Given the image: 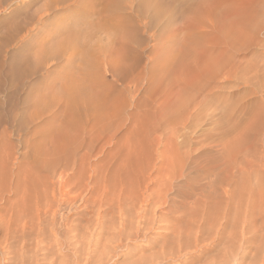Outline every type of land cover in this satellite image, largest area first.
Wrapping results in <instances>:
<instances>
[{
    "label": "rangeland",
    "instance_id": "obj_1",
    "mask_svg": "<svg viewBox=\"0 0 264 264\" xmlns=\"http://www.w3.org/2000/svg\"><path fill=\"white\" fill-rule=\"evenodd\" d=\"M56 2V0H6L0 10V19L5 20V23L0 27V169L1 171L5 169L2 172L0 171V178H2L0 179V191L6 187L3 189L4 193L0 192V197L3 196L2 199L0 198V245L2 244L0 246V264H15L18 263V259H20V263V257L22 256L19 255L20 251H22L21 254H26L28 261L29 258H32L31 256L33 258L37 257L35 259L39 261V264H47V261H41L46 256L53 258L46 257L47 260L49 259L48 262L74 264L77 257L73 255V253H76L71 240L76 239L77 241L80 236L79 233H85L86 235L87 232H96V229H98V227H95L96 229L92 230L96 226L95 220H93L95 225L92 224V229H90L92 221L87 224L84 223L87 221H84V219L90 220L89 217H97L95 211L97 212L99 209L94 207L98 208V203L92 204V197L97 194L99 198V195L102 194L99 187L104 189L101 188L103 192H107L105 196L108 200L111 198L110 194H114L113 198L115 195L117 197L119 193L123 194L124 192L126 195L128 194V199L130 196L133 198L132 195L138 196L141 192L137 202L141 205L150 196L147 200L150 206L152 203L157 202L158 198L156 196L158 194L154 196L156 193L153 190L156 192L159 188L157 192L162 189L165 193V203L161 201L158 204L159 206L153 204L152 207L157 210L154 208L151 212L150 208L152 207L148 206L146 208L147 213H151L150 215L146 213L147 220L155 219V217L158 220L153 227L155 229L152 228L145 236L141 235L132 242H128L126 246L115 253V257H117L114 259L117 262L116 264H143L144 261L156 258V254L158 257L160 256V244H164V248L167 249L166 247L170 245L168 244L169 240L171 241V237L174 238L172 236L174 229L178 227L184 228L186 231L187 227L185 225L190 222L189 220L186 223L187 218L200 219L206 212L209 202L212 203L214 209L219 207L220 211L226 206L224 191L227 189L225 187L228 190L235 189L234 185H229V178L232 175L234 176L238 163L241 174L244 172L245 175L244 173L242 175L248 176V179L244 177L247 180L242 178L241 175L239 178V180L244 179L243 185L241 183L243 181H240L242 193L239 190V199L241 200V207H244L243 212L246 210L244 213L241 212L246 214L244 216L246 219L250 216L251 221L256 220L258 230L262 227L264 230V218L262 219L264 213L261 214L260 211L264 212V116H262L264 115V0H63L60 1L61 3ZM16 9H18L17 17L12 20L11 18ZM70 82L73 85L72 83L70 85ZM72 86L73 89L90 92L95 96V100L90 107L82 105L79 108L78 112L83 115V122H81V119L76 122V125L69 128L71 125L69 121L72 119L70 113L73 111V105H71L69 98ZM84 86H86V89L83 88ZM67 87L70 90L65 91V89H68ZM98 88H100V91ZM61 93H63V96ZM64 98H68V103L63 100ZM108 98L109 101H107ZM104 101L108 103L103 104ZM102 105L106 106V111V108L103 110ZM88 110L91 113H87ZM102 110V115L99 116ZM96 111L98 117L95 114L93 115ZM258 111L263 113L260 115ZM103 113L106 114L105 117ZM256 113L260 115L259 119L255 117ZM251 117L259 121L256 120L255 123L253 120L252 122L255 125L253 123L252 126L254 127H250V129L247 122H251ZM260 118L263 120L262 122ZM225 119L227 124L224 121ZM223 124L226 125L225 128L228 127L227 129L230 127L231 131L225 132L231 133L229 139L224 133L226 129ZM237 128L239 129L237 130ZM243 128L246 129L244 131L246 134L243 133ZM166 129L170 130L167 131ZM236 132L238 134L241 132V137L245 136L243 140H246V142L241 140L240 135L237 134L240 137L238 140L235 135ZM65 135L69 137L68 147L64 149L65 152L60 153L61 156L58 161L60 166L56 162L57 156L52 153L48 154L47 162L51 163L50 160H52L54 163L42 166L43 169L40 165L36 166L32 162L34 155L38 156L40 153V151L35 152L37 148L42 145L43 150L46 149V152H48L52 149L54 139L56 140ZM155 135L158 136L157 141H155ZM224 136L227 143L228 140L230 142L232 139L233 141L236 139L240 141L239 143L236 140L238 147L232 148L229 154H225L226 152L223 154V151H221L223 150V143L221 142ZM191 140L193 141L191 142ZM135 141L136 143H134ZM233 141L231 143L235 142ZM241 142L244 143L241 144ZM60 143L62 142L60 141ZM217 144L220 145L216 146ZM170 146L175 149V151L173 149L174 153L169 151H172ZM155 151H157V154H155ZM73 154L76 156L75 160ZM86 154H88V160L84 157ZM163 154L166 155L165 159L168 162L173 159L174 162L178 161L176 163L179 168L186 167L183 169L184 171L181 169L182 173L179 174L183 176V178L181 176L182 179L178 176H173L174 178L170 175L169 177L165 176L168 175L165 172L168 165L162 158ZM176 155L179 156L180 161ZM4 156L8 159H5ZM83 157L86 159L85 162L81 160ZM126 160L127 163H124ZM80 162H82V165ZM151 163H154V166H151ZM12 164L13 166H11ZM25 166L26 169L28 167L27 170ZM124 166L126 167L123 168ZM149 166L153 169H149L151 168ZM162 166H165V171ZM141 167L143 170H141ZM159 167H161V170ZM82 169L84 175L79 177L78 175L83 173ZM117 171L120 172L119 177ZM62 172L63 176L60 175ZM145 172L147 176L144 175ZM162 172H165V174ZM64 173H67V176ZM115 173H117L116 176ZM139 173L144 176L145 180L147 177L153 183L148 184L151 182L147 181V184L143 183L141 186V183L145 180H139V178H142ZM160 173L164 174L163 180L160 179V176H162ZM127 174L130 182H126L128 181ZM131 175H134L133 178L135 179H132ZM216 175L219 176L218 180ZM59 176H62V178ZM188 176L190 177L188 178ZM157 177L159 179L156 180ZM42 178L45 180L44 182ZM75 178L76 180L81 179L78 180L79 182L77 181L78 185H76ZM112 178L113 180H111ZM165 178L171 182V184L168 182V189L163 184L162 187L161 184H157L162 181L161 183L167 185L164 182ZM248 180H250V183ZM104 181L105 183H103ZM110 181L114 185H111ZM245 181H248V184H245ZM131 182L135 186L140 184L141 187L134 189L135 186H130ZM251 182L252 185H250ZM73 183L78 188L74 187ZM23 187L25 190L27 189V193L28 190L31 192L26 194L29 196H25V198H28L26 201H31L32 204L38 202L34 204L37 207L34 208V205L30 203L27 206L28 204H25L24 200L22 201ZM43 187L46 188V192H43L45 191ZM68 188L69 190L72 189V194L68 190L71 195L69 194L70 198H67L70 203L73 201L71 205L69 202L62 201L63 197H61V195L63 196V190ZM36 189L39 193L36 192ZM39 189H42V191ZM52 189L55 190L53 193L56 195L54 194V196L51 194ZM111 189H114V191ZM132 189L133 192L129 191ZM50 190H52L51 193ZM76 190L78 199H75L74 191ZM135 190H139V192L133 194ZM32 191L36 193L34 194ZM98 191L101 193L99 194ZM25 192H23L24 195ZM152 193L153 196H151ZM97 195L93 197V199L95 198L94 202L99 200H97ZM80 196H83V198L81 197L82 200L79 199ZM152 197H155L156 201ZM31 198H34V201ZM86 198L91 199V202ZM144 198L146 199L143 200ZM170 198V202L172 201L171 208L169 206ZM19 199L21 200L19 201ZM116 199L119 200L118 197ZM127 199L126 201H131V199ZM46 200L53 204L50 203V206L47 207L49 203ZM215 200L218 202L216 203ZM260 200H262L261 203ZM22 202H24L23 207L25 208L26 205L27 209L32 205L33 214L30 213L31 211L27 213L26 208L22 207ZM44 203L47 205L46 210L43 207ZM183 203L186 205L184 206ZM55 205H58V210ZM126 205L124 208L127 217L131 214L136 216L133 214V210H127L126 207L128 206ZM16 206L19 207V210L22 207L24 212L21 210V213L25 214H23L24 217L21 216L22 214L18 216L19 210L17 209V216L19 217H17V222L22 217L25 219L21 222L22 225L27 222V225L30 226L22 230V225L19 228H17L18 225H10L11 227L8 228L13 229L11 231L13 234L7 237V226L10 220L14 219L13 211H11L10 219L8 214ZM7 208L8 210H6ZM38 208L40 211L42 209L44 211L39 212ZM52 209L54 213L56 212L55 214ZM190 209L192 211H189ZM35 210H37V213ZM82 210L84 213L86 212L84 215H87V217L83 215ZM103 210H100V212ZM155 211L160 214L154 213ZM6 212L9 213L6 214ZM47 212L52 214V216L50 215L52 218H49V220ZM88 212L91 215H88ZM130 212L132 213L130 214ZM185 212L186 214H184ZM38 213L40 214L38 215ZM255 213L257 214L255 215ZM29 214H32V216ZM153 214H157V216ZM103 215L105 216L107 213L102 212ZM117 215L114 211L113 216ZM160 215L164 217L163 220L157 218H160ZM257 215L259 218L254 217ZM184 216L186 219H184ZM30 217L33 220L37 218L35 220L39 223L38 228V223L33 222ZM117 217L113 218V221L117 222ZM176 217L178 218L177 221L174 220ZM27 218L32 220H30L31 224H28L29 220ZM50 219H53L51 220L53 223ZM110 219L111 216H107L104 220L108 223ZM7 220L9 223H7ZM184 221H186L185 224ZM259 222L262 224L261 227ZM18 223L20 224V220ZM35 223L36 227L32 229L34 227L32 224ZM59 223L60 225L57 228L56 225ZM174 225L177 227L175 228ZM42 227H44L43 230ZM84 227H88L89 230L83 232ZM36 228L38 231L42 230L43 232L39 231L37 233ZM51 228L56 231V236L52 235L54 232ZM17 229L19 232H17ZM99 231L102 230L99 229L97 232ZM103 232H105L103 234V237L106 236L105 238H108L111 234L107 233L108 231ZM93 233H88V237L84 235L85 240L89 238L88 240L91 239L92 241L91 244H88L90 243L88 240L85 241V245L83 244L84 247L80 251V253L84 252L83 255L81 254L82 257H80V253L76 254L79 255L81 262L85 260L88 248L92 246L94 240L91 235ZM46 234L47 236H45ZM50 237L56 239L53 241ZM7 238L9 239L8 243ZM17 238L22 242L17 241ZM80 238L82 236L78 240ZM165 238L169 240L164 243L163 241L167 240ZM55 240H58V242L56 243ZM27 241L29 242L26 243ZM40 241H44L46 246L50 245V247L46 248L45 244ZM37 242H40L42 248L36 251L38 253L35 254ZM59 242L61 244H58ZM54 243L55 245H53ZM74 243L76 242L74 241ZM216 243L214 248L212 247L209 252L205 251L204 254L206 255L203 254L202 260L199 263L196 261L195 264L204 263L203 261L207 260L209 256L216 255L219 248H221L220 243ZM173 246L175 248L177 245ZM207 247L204 246V248ZM50 248L53 250H50ZM3 249L6 252L9 251L8 256L10 258L3 254ZM14 249L18 251L20 257L17 256V251ZM28 250L29 253H27ZM176 257L173 258L174 260L167 261V264L186 263L182 256ZM13 258L17 260L14 261L15 263L12 261ZM65 261L66 263H64ZM207 261L205 263H208ZM162 262L166 264V261L161 260L158 264H163Z\"/></svg>",
    "mask_w": 264,
    "mask_h": 264
},
{
    "label": "bare ground",
    "instance_id": "obj_2",
    "mask_svg": "<svg viewBox=\"0 0 264 264\" xmlns=\"http://www.w3.org/2000/svg\"><path fill=\"white\" fill-rule=\"evenodd\" d=\"M5 1L6 0H0V10H1V8H2V5L5 3ZM57 2H62L63 0H56ZM119 1V0H118ZM11 2V1H10ZM56 2V3H57ZM60 2V3H61ZM73 3V2H72ZM48 12V11H47ZM17 13H18V9H16V10H14V15L12 16V20H15L16 19V17H17ZM5 23V20H3V19H0V27L3 25ZM264 76V75H263ZM256 78H258V77H256ZM264 79V78H263ZM259 81V80H258ZM67 83V82H66ZM71 83L72 82H70V85H71ZM76 83V82H75ZM86 84V83H85ZM66 85V84H65ZM70 85H69V83H68V86L70 87ZM72 85H73V83H72ZM78 86H80L79 84H78ZM75 87V86H74ZM86 86H84L83 88L84 89H86L85 88ZM65 88H66V86H65ZM68 88V87H67ZM79 88V87H78ZM82 88V87H81ZM71 89V90H70ZM68 88V89H65V91H67V90H70V94L71 95H69V98H70V101H71V105H73V111L70 113V117H72V119L69 121V124H71L70 126H69V128H72L74 125H76V122H78V121H80L81 119H82V121L81 122H83V115L82 114H80L79 112H78V110H79V108L82 106V105H86L87 107H90L91 105H93V103H94V100H95V96L94 95H92V94H90V92H88V91H85V90H82V89H73V86H72V88ZM95 89H97V88H95ZM99 89V91H100V88H98ZM64 91V92H65ZM63 92V91H62ZM105 92V91H104ZM97 93H98V91H97ZM63 93H61V95H62ZM68 94V93H67ZM100 94V93H99ZM66 95V94H65ZM98 95V94H97ZM54 96V95H53ZM63 96V95H62ZM110 96V95H109ZM66 97V96H65ZM68 97V96H67ZM108 97V96H107ZM63 98V97H62ZM111 98V97H110ZM68 98H64L63 100H66V102L68 101L67 100ZM112 99V98H111ZM62 100V101H63ZM107 100V99H106ZM110 99L108 98V100L107 101H109ZM64 102V101H63ZM65 103V102H64ZM68 103V102H67ZM104 103H106L105 101L103 102V104ZM108 103V102H107ZM106 103V104H107ZM111 103H112V101H111ZM116 104V103H115ZM101 106V105H100ZM105 106V105H104ZM103 105H102V108H103V110H104V108H106V106L104 107ZM100 108V107H99ZM101 108V109H102ZM103 110L102 111H100V115L99 116H101L102 115V112H103ZM107 110V108L105 109V111ZM264 110V109H263ZM262 110V111H263ZM37 111V110H36ZM227 111H229V110H227ZM261 111V110H260ZM260 111H258V113L260 112ZM109 112H111V111H109ZM264 112V111H263ZM262 112V113H263ZM87 113H91V111L90 110H88L87 111ZM98 112L96 111L95 113H93V115L95 114V116H96V114H97ZM229 113V112H228ZM261 112H260V115L262 114ZM88 115V114H87ZM103 115H104V113H103ZM106 115V114H105ZM105 115H104V117H105ZM260 115L258 114L257 115V113H256V115H255V117L257 118V119H259V117H260ZM94 116V117H95ZM172 116H174V115H172ZM171 116V118H173ZM252 116V115H251ZM253 116H254V114H253ZM252 116V117H253ZM262 116H264V115H262ZM261 116V117H262ZM96 117H98V116H96ZM114 117V116H113ZM251 117V118H252ZM101 118V117H100ZM174 118H175V116H174ZM173 118V119H174ZM250 118V119H251ZM254 118V117H253ZM252 118V120H250L251 122L254 120ZM255 118V120H254V122L257 120ZM103 119V118H102ZM172 119V120H173ZM229 119V118H228ZM264 119V118H263ZM249 120V119H248ZM260 120H261V122L263 121L261 118H260ZM224 121H226V119L224 120ZM257 121H259V120H257ZM256 121V122H257ZM223 122V121H222ZM249 122V121H248ZM247 122V124H249L250 126H249V128L250 127H254V126H252L253 125V123L254 122H249L248 123ZM255 122V123H256ZM225 123V122H224ZM255 123H254V125H255ZM93 124V123H92ZM96 124V123H95ZM95 124H94V126H95ZM169 124V123H168ZM226 124H227V121H226ZM260 124V123H259ZM223 125H225V124H223ZM93 126V127H94ZM142 126V125H141ZM170 126V125H169ZM168 126V127H169ZM222 126V125H221ZM229 126V125H228ZM245 126H246V123H245ZM245 126H244V128H245ZM262 126V125H261ZM260 126V127H261ZM143 127V126H142ZM171 127V126H170ZM226 127V125L224 126V128ZM242 127V126H241ZM257 128H258V126H256ZM255 127V128H256ZM228 128V127H227ZM227 128H225L226 130L224 131V133L227 131V132H229L228 130H230V127H229V129H227ZM244 128H243V133H245L246 134V132H244L245 130H244ZM246 128H247V126H246ZM248 128V129H249ZM239 128H237V130H238ZM241 129V128H240ZM251 129V128H250ZM254 129V128H253ZM163 130H165V129H163ZM167 131L168 130H170V129H166ZM255 130V129H254ZM156 131H158V130H156ZM155 131V132H156ZM231 131V130H230ZM136 132V131H135ZM163 132V131H162ZM235 132V131H234ZM252 132V131H251ZM250 133V132H249ZM248 133V134H249ZM157 134H158V132H157ZM176 134V133H175ZM174 134V135H175ZM221 134H223V133H221ZM226 134V136H228V139H229V136H230V134H228V133H225ZM228 134V135H227ZM233 134V133H232ZM238 132H236V136H237V139L239 140V138L241 137V132H239V134L238 135H240V137H238ZM156 137H155V139L158 137L157 135H155ZM233 136H234V134H233ZM138 137H140L139 135H138ZM168 137V136H167ZM178 137V136H177ZM219 137H222V136H219ZM245 136H243V138H244ZM68 135H65V136H60L59 138H57L56 140L54 139V141H53V143H52V149L50 150V151H48V152H46V149L45 150H43V148L40 146L39 148H37L36 149V153H38L39 151H40V153H39V155L37 156V155H34V157H33V160H32V162L36 165V166H38V165H40L41 167L42 166H44V165H47V164H53L54 162L52 161V160H50L51 161V163L50 162H47V156H49L48 154H55L56 156H57V160H56V162H57V164H58V166H60V164L58 163V161H59V159H60V153H62L63 151H64V149H66L67 147H68ZM165 138V137H164ZM170 138H172V137H170ZM179 138V137H178ZM226 137L224 136V138H223V140H222V142L221 143H223L222 145H223V150H221V151H223V154L225 153V154H229V151L230 150H232V148H236V147H238V143L237 142H239L240 143V141H238L237 139V142H236V140H234L233 141V139H232V141L234 142V143H231L232 141H230L229 142V140H228V143H227V141H226V139H225ZM230 138H231V136H230ZM233 138H236V137H233ZM243 138L241 137L240 139L241 140H243ZM166 139V138H165ZM219 139V138H218ZM134 140V139H133ZM152 140H154V139H152ZM163 140V139H162ZM171 140V139H170ZM169 140V141H170ZM60 141L62 142V143H60ZM155 141H157V139L155 140ZM158 141L160 142V139L158 138ZM172 141V140H171ZM193 140H191V142H192ZM220 141H221V138H220ZM244 142H246V140H243ZM167 142V141H166ZM173 142V141H172ZM190 142V143H191ZM244 142H241V144H243ZM134 143H136V141L134 142ZM162 143V142H161ZM160 143V144H161ZM165 143V142H164ZM168 143V142H167ZM6 144V143H5ZM151 144V143H150ZM155 144V143H154ZM157 144V143H156ZM170 145H171V143H170ZM174 145H176V144H174ZM218 145H220V144H217L216 146H218ZM91 146V145H90ZM89 146V147H90ZM157 146H159L158 144H157ZM177 146V145H176ZM8 147V146H7ZM43 147H44V145H43ZM230 147V148H229ZM45 148V147H44ZM170 148H171V146H170ZM176 148V147H175ZM172 149V148H171ZM174 149V148H173ZM173 149H172V151L171 150H169L170 152H173ZM66 151V150H65ZM64 151V152H65ZM91 151V150H90ZM158 151V150H157ZM157 151H155L156 153L155 154H157ZM174 151H175V149H174ZM228 151V152H227ZM2 152V151H1ZM85 152V151H84ZM86 153V152H85ZM85 153H83V154H85ZM174 153V152H173ZM173 153H171V155H173ZM220 153V152H219ZM13 154V153H12ZM126 154V153H125ZM153 154V153H152ZM2 155V154H1ZM6 155H7V152H6ZM65 155V154H64ZM63 155V156H64ZM82 155V154H81ZM87 155L88 154H86V156H84L85 158H87V160H88V157H87ZM164 155V154H163ZM163 155H162V158H164V160H165V163L167 162V165L168 166H166V168L167 169H165L164 170V167H163V170L166 172V174H168V175H165L166 177L168 176L169 177V175H170V177L172 176H174V177H176V176H178L179 178H181V176L179 175L180 173H182V170L183 169H185L186 167H184L183 169H182V167L181 168H179V166L177 165V163L176 162H178V161H173V159H170L169 160V162L167 161V159H165V156L166 155H164V157H163ZM175 155V154H174ZM13 156V155H12ZM73 156V159L75 160L76 159V156H75V154H73L72 155ZM159 156V155H158ZM225 156V155H224ZM229 156V155H228ZM5 157V156H4ZM81 158V160H82V162H83V160H84V162L86 161V159L85 158ZM124 157H125V155H124ZM148 157V156H147ZM150 157H151V155H150ZM176 157H177V155H176ZM222 157V156H221ZM227 157V156H226ZM13 159H14V157H12ZM78 158V157H77ZM167 158V157H166ZM172 158H174V157H172ZM178 158V160L180 161L181 159H179V156L177 157ZM177 158H176V160H177ZM215 158V157H214ZM225 158V157H224ZM228 158V157H227ZM5 159H8V157L6 158L5 157ZM11 159V158H10ZM12 159V160H13ZM17 159V158H16ZM122 159H126V158H122ZM151 159H153V157H151ZM169 159V158H168ZM223 159V158H222ZM226 159V158H225ZM72 160V159H71ZM162 160V159H161ZM160 160V161H161ZM189 160V159H188ZM220 160H221V158H220ZM227 160V159H226ZM234 160V159H233ZM242 160V159H241ZM4 161H6V160H4ZM78 161V160H77ZM152 161V160H151ZM184 161V160H183ZM215 161V160H214ZM217 161H218V158H217ZM216 161V162H217ZM235 161V160H234ZM245 161V160H244ZM14 162H15V160H14ZM26 162V161H25ZM55 162V163H56ZM82 162H80V164L82 163ZM123 162V161H122ZM158 162V161H157ZM188 162V161H187ZM6 163V162H5ZM27 163V162H26ZM89 163V162H88ZM87 163V164H88ZM124 163H127V160H126V162H124ZM150 163V162H149ZM180 163H183V162H180ZM218 163V162H217ZM237 163V162H236ZM7 164V163H6ZM84 164V163H83ZM118 164V163H117ZM147 164V163H146ZM152 165L151 166H154V163H151ZM179 164V163H178ZM186 164V163H185ZM188 164V163H187ZM213 164V163H212ZM9 165V164H8ZM73 165V164H72ZM75 165V164H74ZM77 165V164H76ZM75 165V166H76ZM82 165V164H81ZM85 165V164H84ZM89 165V164H88ZM119 165V164H118ZM219 165V164H218ZM11 166H13V164L11 165ZM67 166V165H66ZM87 166V165H86ZM85 166V167H86ZM148 166V165H147ZM151 166H149V167H151ZM186 166V165H185ZM215 166V165H214ZM225 166V165H224ZM4 167V166H3ZM7 167V166H6ZM5 167V168H6ZM73 168H74V166H72ZM71 167V168H72ZM84 167V168H85ZM88 167V166H87ZM86 167V168H87ZM109 167V166H108ZM126 166H124L123 168H125ZM128 167V166H127ZM143 167V166H142ZM141 167V170H143V168ZM146 167V166H145ZM144 167V168H145ZM148 167V168H149ZM213 167V166H212ZM218 167V166H217ZM232 167H234V166H232ZM251 167V166H250ZM8 168H9V166H8ZM12 169H14L13 167H11ZM81 168H82V166H81ZM83 168V169H84ZM122 168V167H121ZM122 168V170H123V172H124V169ZM147 168V170H149V169H153L152 167L151 168H149L148 169ZM156 168V167H155ZM161 167H159V169H160ZM224 168V167H223ZM253 168V167H252ZM256 168V167H255ZM254 168V169H255ZM12 169H11V171H12ZM25 169H26V166H25ZM27 169H28V167H27ZM26 169V170H27ZM42 169H43V167H42ZM64 169V168H63ZM70 169V168H69ZM82 169V170H83ZM89 169V168H88ZM111 169V168H110ZM182 169V170H181ZM191 169V168H190ZM248 169V168H247ZM3 170H5V169H3ZM2 170V171H3ZM25 170V171H26ZM89 170H91V169H89ZM114 170V169H113ZM118 170V169H117ZM120 170V169H119ZM140 170V169H139ZM145 170V169H144ZM161 170V169H160ZM159 170V171H160ZM213 170V169H212ZM0 171H1V169H0ZM1 171V172H2ZM23 171V170H22ZM69 171V170H68ZM88 171V170H87ZM87 171H86V173H87ZM92 171V170H91ZM107 171H108V169H107ZM150 171V170H149ZM184 171V170H183ZM218 171H221V170H218ZM236 172H234L235 174H234V176L232 175V177L231 178H229L230 179V181H229V185L230 186H232V185H234L235 186V189H230V190H228V188L227 187H225L227 190L226 191H224V193H225V197H226V206L225 207H223L222 208V210L220 211V208L218 207V209H214L213 208V206H212V203H208L207 204V207H206V212L203 214V216L200 218V219H196L195 217H192L191 219H189V218H187L188 219V221L186 222V221H184V224H185V222L186 223H188L189 222V220H190V222H189V224L188 225H185L186 227V231H185V229L183 228V226H182V228L183 229H181V228H178L177 226H175V228L177 227V229H174V231H173V235L172 236H174V238L173 237H171L172 239H171V241L168 239V238H165V239H167V240H165V241H163L164 243L167 241L168 242V240H169V242H168V244H170L169 246H167L166 248L167 249H165L164 248V244L162 245V244H160L161 245V248H162V246H163V248L161 249H159L160 250V252H161V254H160V256L158 257L157 256V254H156V258H153L152 260H150V261H144L143 262V264H158V262L161 260V261H166V264H167V261H171V259L172 260H174L173 258L174 257H176V256H182L183 257V259H185L186 260V263L185 264H195V263H199V261H201L202 260V258H203V254H204V252L205 251H207V252H209V251H211L212 250V247L214 248V245H215V243L216 242H219L220 243V246H221V248H219V251L218 250H216V251H218L217 252V254L216 255H213V256H209L208 257V261L207 260H205V261H203L204 263L207 261L208 263H205V264H264V230L262 229H260V230H258L256 227L258 226L257 225V222H256V220H254V221H251L250 219V216L246 219V217H244L246 214H243L246 210H244V212H243V208L241 207V200L239 199V197H240V194H239V190H240V181H243L244 179H248V176L246 177V176H244L245 175V173H244V175H242L241 174V170H240V166H239V163H238V166H237V170H235ZM246 171V170H245ZM252 171H253V169H252ZM9 172H10V170H9ZM59 172H60V170H59ZM64 172H66V171H64ZM75 172V171H74ZM81 172V171H80ZM114 172V171H113ZM118 172V177L120 176V172L119 171H117ZM125 172H127V171H125ZM143 172V171H142ZM165 172H162V173H164L165 174ZM188 172V171H187ZM4 173V172H3ZM151 173V172H150ZM191 173V172H190ZM17 174V173H16ZM25 174V173H24ZM36 174V173H35ZM63 174V172L62 173H60V175H62ZM70 174H72V173H70ZM88 174H90V173H88ZM106 174V173H105ZM110 174V173H109ZM108 174V175H109ZM116 174L117 173H115V176H116ZM129 174V173H128ZM128 174H127V180L128 181H126V182H130L129 181V177H130V174H129V177H128ZM134 174V173H133ZM164 174H161L160 173V175H162V176H160V179H162L163 180V175ZM188 174V173H187ZM53 175V174H52ZM64 175L65 176H67V173L65 174L64 173ZM74 175V174H73ZM83 175H84V170H83V173H82V175H78L79 177L80 176H82L83 177ZM87 175V174H86ZM126 175V174H125ZM139 175L140 176H142L140 173H139ZM144 175H146L147 176V174H146V172H145V174ZM206 175H208V174H206ZM240 175H241V177L242 178H244V177H246V178H244V179H240L239 180V178H240ZM2 176V175H1ZM26 176V175H25ZM35 176H37V175H35ZM58 176V175H57ZM63 176V175H62ZM62 176H59V177H61L62 178ZM71 176V175H70ZM103 176V175H102ZM114 176V175H113ZM132 177V179H135V178H133L134 177V175H131ZM217 176V175H216ZM216 176H215V178H216ZM250 177H252L253 178V176H251V175H249ZM6 177V176H5ZM8 177V176H7ZM6 177V178H7ZM24 177V176H23ZM85 177H89V176H85ZM149 177V176H148ZM173 177V178H174ZM190 176H188V178H189ZM218 177L219 176H217V180H218ZM258 177V176H257ZM8 178H11V177H8ZM14 178V177H13ZM60 178V179H61ZM69 178V177H68ZM67 178V179H68ZM117 178V177H116ZM182 178H183V176H182ZM181 178V179H182ZM0 179H2V178H0ZM43 179V178H42ZM57 179V178H56ZM59 179V178H58ZM80 179V178H79ZM78 179V180H79ZM83 179V178H82ZM104 179V178H103ZM105 179H106V175H105ZM119 179V178H118ZM144 179V176H142V178H139V180L141 181V180H143ZM147 179H149V178H147L146 177V180H145V182H142L141 183V186H142V184L143 183H146L147 181H150V179L149 180H147ZM157 179H159V177H157L156 178V180ZM167 178H165V180H164V182H165V184H167V185H164V183H161L162 181H159V183H157V184H161V187H162V184H163V186L166 188V189H168V182L171 184V182L170 181H167L166 180ZM197 179V178H196ZM246 179V180H247ZM250 180H251V178H249ZM23 180V179H22ZM35 180V179H34ZM36 180H37V178H36ZM62 180V179H61ZM75 180H76V178H75ZM75 180H73V181H75ZM78 180H76V182L78 181ZM81 180V179H80ZM108 180H109V178H108ZM108 180H107V182H108ZM111 180H113V178L111 179ZM116 180V179H115ZM131 180V179H130ZM139 180H138V182H139ZM153 180V179H152ZM155 180V179H154ZM155 180V181H156ZM211 180V179H210ZM213 180V179H212ZM250 180H248L249 181V183H250ZM5 181V180H4ZM7 181V180H6ZM5 181V182H6ZM9 181V180H8ZM24 181V180H23ZM38 181V180H37ZM45 180L43 179V182H44ZM65 181H67V180H65ZM118 181H120V180H118ZM118 181H116V182H118ZM135 181V180H134ZM136 181H137V179H136ZM248 181H245V184L248 182ZM5 182H2V183H5ZM31 183H32V181H30ZM38 182H40V181H38ZM79 182V181H78ZM77 182V184L76 185H78L79 183ZM81 182V181H80ZM113 182V181H112ZM137 182V183H138ZM151 182V181H150ZM174 182V181H173ZM206 182H207V180H206ZM256 182V181H255ZM28 183V182H27ZM67 183V182H66ZM73 183V184H74ZM83 183V182H82ZM81 183V184H82ZM103 183H105V181L103 182ZM110 183H111V181H110ZM114 183V182H113ZM134 183V182H133ZM153 182H151V183H148V184H152ZM203 183V182H202ZM242 183V185L244 184V181L243 182H241ZM62 184V183H61ZM74 184V185H75ZM117 184V183H116ZM147 184V183H146ZM194 184V183H193ZM248 184V183H247ZM42 185H43V183H42ZM65 185V184H64ZM69 185H71V184H69ZM76 185L74 186V187H76ZM99 185V184H98ZM97 185V186H98ZM101 185V184H100ZM99 185V186H100ZM103 185H105V184H103ZM111 185H114V184H112L111 183ZM130 185V184H129ZM136 185H138V184H136ZM155 185V184H154ZM250 185H252V182H251V184ZM2 187H3V185H1ZM6 186V185H5ZM9 186V185H8ZM26 186H28V184H26ZM33 186V185H32ZM40 186V185H39ZM48 186H49V184H48ZM52 186V185H51ZM58 186H59V184H58ZM62 186V185H61ZM102 186V185H101ZM105 186H107V185H105ZM104 186V187H105ZM118 186V185H117ZM130 186H135V185H133L132 184V182H131V185ZM130 186H129V188H130ZM140 184L138 185V186H135V188L134 189H139L140 187ZM150 186V185H149ZM157 186V185H156ZM171 186V185H170ZM169 186V187H170ZM195 186V185H194ZM15 187V186H14ZM29 187H30V185H29ZM36 187V186H35ZM35 187H33V188H35ZM47 187V186H46ZM50 187V186H49ZM68 187H70V186H68ZM72 187V186H71ZM108 187V186H107ZM112 187V186H111ZM110 187V188H111ZM132 187V188H133ZM143 187H145V185H143ZM142 187V188H143ZM159 187V186H158ZM258 187H259V185H258ZM4 188H6V187H4ZM4 188H2L1 189V191L3 192V189ZM21 188V187H20ZM24 188V187H23ZM22 188V189H23ZM32 188V189H33ZM44 188V187H43ZM50 188H52V187H50ZM62 188V187H61ZM60 188V189H61ZM66 188H67V186H66ZM76 188H78V186L76 187ZM98 188V187H97ZM101 188L102 187H99V189H97V190H99V191H102V194H100L101 192H99V198H98V195L97 194H95V195H97L96 197H97V202L95 201L94 202V199H93V197L95 196H91L92 197V200H93V202H92V204L93 203H98V208L97 207H94L93 205V207L94 208H96V209H99V210H97V212H99V213H97L96 211H95V213L97 214V217H89L90 218V220L89 219H84V221L85 220H87L86 222H84V223H91V221H92V223H91V228L90 229H92V226L93 225H95L96 224V226H94L93 227V229L92 230H95L96 228L95 227H98V229H96V232H87L89 229H88V227H84L85 229L83 230L82 228H83V226L84 225H86V224H84L83 226H82V228H81V230H83V232H87V237L89 236V234L88 233H93V234H95L94 236H93V234L91 235L92 236V238H93V243H92V246L91 247H89L88 248V252H87V255H85L86 257H85V260L83 261L82 260V262L80 261V258L76 255V254H79L80 253V251L83 249V247H84V243H85V241H87V240H85L86 239V235H85V233L83 234V233H79V237H81L82 236V238L84 239V242H83V239L82 238H80V240H78L79 239V237L77 238V241H76V239L74 240V238H73V240L76 242V243H74V241H72L71 239V242H73V246H74V251H75V253L76 254H74L73 253V255H75L74 257L77 259L75 262H74V264H116L117 262H116V260H114L115 258H117V257H115L116 256V254L115 253H117V250H120V249H122L124 246H126L127 244H128V242H132L134 239H137V238H139L141 235H143V236H145L146 235V233L148 232V231H150V230H152V228L154 227V225H156L155 223H157L158 222V220L156 219V217H155V219H150V220H147V218H146V213H147V210H146V208L148 207V206H150V205H148V202H147V200L150 198V196H148L149 198L146 200V201H144L143 203H141V205L137 202L138 201V196L140 195V193H139V195L138 196H134V195H132L133 196V198L130 196L128 199H131V201L130 200H128L127 199V195H126V193H124L123 191V194L122 193H119V195L117 196L118 198H119V200H117L116 198V195L112 198V196L114 195H112V194H110L111 195V198L108 200L107 198H106V194H107V192H103V190H101ZM115 188V187H114ZM142 188H141V190H142ZM146 188V187H145ZM148 188V187H147ZM170 188H172V187H170ZM175 188V187H174ZM178 188V187H177ZM223 188V187H222ZM225 188H223V190H225ZM254 188V187H253ZM260 188H261V186H260ZM38 189V188H37ZM36 189V192L38 191ZM45 189V191H43V192H46V188H44ZM95 189V188H94ZM108 189V188H107ZM131 189V188H130ZM159 188H157V190H158ZM39 190H41L42 191V189H39ZM53 190V189H52ZM52 190H50V193H51V191ZM68 190H69V188L68 189H64L63 190V192H62V194H63V196L61 195V197H63V199H62V201H64V202H69V200H67V198H70V196H68L70 193H68ZM71 190L72 189H70L69 191L71 192ZM74 190H75V188H74ZM111 190H113L114 191V189H111ZM110 190V191H111ZM140 190V191H141ZM157 190H156V192H155V190H153L154 191V193H156V194H154V196H156L157 194V196H156V198H158V200H157V202L154 204V203H152V205L150 206V207H152V206H156V205H158L161 201L162 202H164L165 201V193L162 191V189H161V191H162V193H160L159 191L157 192ZM188 190V189H187ZM256 190V189H255ZM261 190V189H260ZM0 191V192H1ZM6 191V190H5ZM10 191V190H9ZM8 191V192H9ZM21 191V190H20ZM24 191H26L25 192V195H24ZM24 191H22V195L23 196H21L23 199H22V201L24 200V202H26L25 204H28V203H30V202H27L26 201V199H28V198H25V196L26 197H29V196H27L26 194H28V193H31V192H29V190H28V193H27V189L25 190V188H24ZM30 191H31V189H30ZM55 190H53L52 191V193L51 194H53V196H54V194L55 193H53ZM60 191V190H59ZM96 191V190H95ZM112 191V192H113ZM127 191V190H126ZM129 191H132L133 192V189L132 190H129ZM152 191V192H153ZM189 191V190H188ZM1 192V193H2ZM11 192V191H10ZM19 192V191H18ZM35 192V193H36ZM79 192V191H78ZM97 192V193H98ZM117 192V191H116ZM135 193H133V194H137V192H139V190L137 191V190H135L134 191ZM148 192V191H147ZM168 191H166V193H167ZM172 192V191H171ZM221 192V191H220ZM240 192H241V190H240ZM251 192H252V190H251ZM254 192V191H253ZM258 192V191H257ZM4 193V192H3ZM32 193H34V191H32ZM34 193V194H35ZM37 193H39V192H37ZM74 193H75V199L77 198L78 199V197H77V190L76 191H74ZM74 193H73V195H74ZM93 193V192H92ZM111 193V192H110ZM160 193V194H159ZM181 193V192H180ZM242 193V192H241ZM42 194V193H41ZM45 194H48V193H45ZM44 194V195H45ZM50 194V196L51 197H53L52 195ZM60 194V193H59ZM71 194H72V192H71ZM70 194V195H71ZM85 194H86V192H85ZM85 194H83V195H85ZM120 194H122V196H120ZM131 194V193H130ZM167 194H169V193H167ZM171 194V193H170ZM217 194V193H216ZM19 195V194H18ZM31 195H33V194H31ZM31 195H30V197H31ZM56 195V194H55ZM72 195V196H73ZM80 195V194H79ZM239 195V196H238ZM261 195V194H260ZM35 196V195H34ZM39 196H41V195H39ZM58 196H60V195H58ZM71 196V197H72ZM151 196H153V193L151 194ZM178 196V195H177ZM183 196V195H182ZM197 196H199V195H197ZM241 196H242V194H241ZM252 196V195H251ZM83 198V196H80L79 197V199L80 198ZM90 197V198H91ZM224 197V198H225ZM255 197H256V195H255ZM261 197H262V195H261ZM1 198V197H0ZM2 198H3V196H2ZM1 198V199H2ZM16 198V197H15ZM19 198H20V196H19ZM45 198H46V196H45ZM48 198H50V197H48ZM47 198V199H48ZM55 198V197H54ZM60 198V197H59ZM58 198V199H59ZM72 198H74V197H72ZM82 198H81V200H82ZM146 198H147V196H146ZM146 198H144L143 200H145ZM153 198V197H152ZM151 198V199H152ZM155 198V197H154ZM153 198V200H155ZM191 198V197H190ZM217 198V197H216ZM17 199H18V197H17ZM32 199V198H31ZM30 199V200H31ZM34 199V198H33ZM32 199V200H33ZM36 199H37V197H36ZM44 199V198H43ZM53 199V198H52ZM56 199V198H55ZM61 199V198H60ZM86 199H88V201H90L91 202V199H89V198H86ZM112 199V200H111ZM126 199L128 200V201H126ZM173 199V198H172ZM187 199V198H186ZM198 199H199V197H198ZM201 199V198H200ZM214 199V198H213ZM21 199H19V201H20ZM152 200V201H153ZM170 200H171V198L169 199V206H170V208H171V203H172V201L170 202ZM190 200V199H189ZM252 200H253V198H252ZM256 200V199H255ZM29 201V200H28ZM34 201V200H33ZM32 201V202H33ZM46 201H48V203H49V200H46ZM83 201H84V199H83ZM129 201H130V203H129ZM156 201V200H155ZM200 201V200H199ZM203 201V200H202ZM220 201V200H219ZM261 201L262 200H260L259 202L261 203ZM18 202V201H17ZM24 202H22L23 204H22V207H23V205H24ZM39 202H40V200H39ZM44 202V201H43ZM73 202V201H72ZM71 202V203H72ZM128 202V203H127ZM175 202V201H174ZM188 202V201H187ZM192 202H194V201H192ZM215 202H216V200H215ZM218 202V201H217ZM216 202V203H217ZM264 202V201H263ZM19 203V202H18ZM36 203V202H35ZM35 203H30V204H32V205H34ZM38 203V202H37ZM36 203V204H37ZM47 203V204H48ZM51 203V202H50ZM50 203H49V205L47 206L46 205V203H44L45 205L43 206V207H45V210H46V206L47 207H49L50 206ZM61 204H62V202H60ZM70 203V202H69ZM71 203H70V205H71ZM75 203V202H74ZM78 203H79V201H78ZM165 203V202H164ZM180 203H182V202H180ZM243 203V202H242ZM248 203H249V201H248ZM251 203H253V202H251ZM14 204V203H13ZM40 204V203H39ZM51 204H53V203H51ZM59 204V203H58ZM68 204V203H67ZM86 204V203H85ZM127 204V205H126ZM151 204V203H150ZM154 204V205H153ZM162 204V203H161ZM176 204V203H175ZM184 204V203H183ZM210 204H211V206H210ZM10 205V204H9ZM16 205V204H15ZM21 205V204H20ZM19 205V206H20ZM32 205H31V207H32ZM70 205H69V207H70ZM75 205V204H74ZM74 205H73V207H74ZM88 205V204H87ZM125 205L126 206H128V207H126V208H128L127 210H130V211H132L133 210V214H135L136 216H134V215H132L131 213L132 212H130V214L132 215H130V216H128L127 217V215H126V209L124 208L125 207ZM140 205V206H139ZM164 205V204H163ZM178 205V204H177ZM186 204H184V206H185ZM27 206H29V204L27 205ZM52 206V205H51ZM54 206V205H53ZM105 206H107V207H105ZM159 206V205H158ZM166 206V205H165ZM179 206V205H178ZM190 206V205H189ZM193 206H195L194 204H193ZM262 206V205H261ZM9 207V206H8ZM22 207H20V210L18 209L19 207L18 206H16V207H14L13 208V210H10V213L8 214L7 212H6V214H8L9 215V219H10V214L12 213L11 211H13V217H14V219H11L10 220V223L8 222V220H7V223H9L8 224V226H7V228L8 227H11V226H13V225H18L17 226V228H19L21 225H22V223L21 222H23V219L24 218H22V217H20V224L18 223L19 222V220H18V222H17V219L19 218L18 216H20L22 213V211H23V209H22ZM31 207H28V209L26 208V205H25V208H26V210H27V213H28V211L30 212V213H32L33 212V208L31 209ZM35 207H37V206H35L34 205V208ZM58 205L56 206L55 205V208L58 210ZM60 207H62V206H60ZM59 207V208H60ZM68 207V206H67ZM92 207V208H93ZM175 207H177V206H175ZM195 207H197V206H195ZM194 207V208H195ZM24 208V207H23ZM24 208V209H25ZM83 208V207H82ZM85 208H87V206H85ZM91 208V209H92ZM155 207H152V208H150V212L151 211H153V209H154ZM180 208V207H179ZM178 208V209H179ZM181 208H182V206H181ZM191 208V207H190ZM260 208V207H259ZM263 208V207H262ZM12 209V208H11ZM19 210V213H18V216H17V212H18V210ZM30 209V210H29ZM42 209V208H41ZM51 209V208H50ZM54 209V208H53ZM53 209H52V211H53ZM55 209V211H57ZM66 209V208H65ZM104 209V210H103ZM246 209H247V206H246ZM261 209V208H260ZM4 210V209H3ZM6 210H8V208L6 209ZM22 210V211H21ZM38 210H39V212H42V211H44L43 209L40 211V209L38 208ZM86 210H88V208L86 209ZM89 210H90V208H89ZM93 210V209H92ZM100 210H103L102 212L104 213H107V215H103L102 216V212H100ZM149 210V209H148ZM155 210H157L156 208H155ZM192 210H193V208H192ZM191 209L189 210V211H192ZM259 210V209H258ZM36 211V213H37V210H35ZM48 211H50V210H48ZM114 211H116V215L118 216H115V217H117L116 219H118L117 220V222L116 221H113V218H115L114 216H113V214H114ZM134 211H135V213H134ZM169 211V210H168ZM170 211H171V209H170ZM185 211V210H184ZM243 213H242V212ZM261 211V214L262 213H264V212H262V210H260ZM24 212V211H23ZM60 212V211H59ZM82 212H83V210H82ZM93 212V211H92ZM91 212V213H92ZM160 212V211H159ZM259 212V211H258ZM53 213H54V211H53ZM56 213V212H55ZM54 213V214H55ZM58 213V212H57ZM86 213V212H85ZM84 212H83V215L85 214ZM89 213V212H88ZM94 213V214H95ZM129 213V212H128ZM154 213H157L156 211L154 212ZM241 213H242V215H241ZM24 214V213H23ZM21 215V216H23L24 217V215ZM33 214V213H32ZM32 214H29V215H31L32 216ZM35 214V213H34ZM40 213H38V215H39ZM47 214H48V212H47ZM78 214V213H77ZM93 214V213H92ZM93 214V215H94ZM95 214V215H96ZM151 214V213H150ZM150 214H148L147 213V215H150ZM158 214V213H157ZM157 214H155L156 216H157ZM160 214V213H159ZM158 214V215H159ZM184 214H186V212L184 213ZM235 214V215H234ZM251 214V213H250ZM257 213H255V215H256ZM260 213H259V215H261ZM28 215V216H29ZM50 215L52 216V214H48V216L49 217H47L48 218V220H49V218H52V217H50ZM82 215V214H81ZM80 215V216H81ZM82 215V216H83ZM88 215H91L90 213L88 214ZM92 215V216H93ZM154 215V214H153ZM152 215V216H153ZM154 215V216H155ZM164 215H167V214H164ZM5 216V217H6ZM46 216V215H45ZM67 216V215H66ZM85 216V215H84ZM84 216H83V218H84ZM107 216H111V219H110V222H108V223H106V221L104 220L105 219V217H107ZM134 216V217H133ZM161 217L159 218V217H157L159 220H161V218H162V220H163V218L164 217H162V215H160ZM186 216V215H185ZM185 216H184V219H186L185 218ZM263 216V215H262ZM261 216V217H262ZM4 217V219L6 220V218ZM18 217V218H17ZM34 217V216H33ZM38 217V216H37ZM54 217V216H53ZM85 217H87V215L85 216ZM150 217V216H149ZM168 217V216H167ZM166 217V218H167ZM253 217V216H252ZM255 218H259V216L257 215V216H254ZM260 217V218H261ZM7 218V219H8ZM29 218V217H28ZM27 218V219H28ZM31 219H32V217H30ZM39 218H40V216H39ZM56 218V217H55ZM82 218V219H83ZM91 218H93L92 220H91ZM95 218V219H94ZM153 218V217H152ZM165 218V219H166ZM264 218V216L262 217V219ZM21 219H22V221H21ZM31 219H28L29 220V222H28V224H31V222H30V220ZM36 220H37V218H35ZM33 220V222H36V223H38V221H36V220ZM41 219V218H40ZM173 219V218H172ZM176 219H178L177 217L174 219V220H176ZM181 220H182V217L180 218ZM179 219V220H180ZM183 219V220H184ZM25 220V219H24ZM31 220V221H32ZM47 220V219H46ZM51 220H53V219H50V221ZM73 220V219H72ZM88 220H89V222H88ZM93 220H95L96 221V223L93 221ZM107 220V219H106ZM178 220V221H179ZM253 220V219H252ZM41 221H43V220H41ZM40 221V222H41ZM49 221V222H50ZM55 222H56V220H54ZM105 221V222H104ZM157 221V222H156ZM166 221V220H165ZM177 221V220H176ZM251 221V222H250ZM260 221V220H259ZM1 222V221H0ZM4 222H6V221H4ZM52 223H53V221H51ZM77 222V221H76ZM81 222V221H80ZM95 224H94V223ZM175 222V221H174ZM36 223L35 224H32V225H34V227H32V229H35V227H36ZM71 223V222H70ZM78 223V222H77ZM83 223V222H82ZM106 223V224H105ZM171 223V222H170ZM176 223V222H175ZM183 223V222H182ZM260 223V222H259ZM264 223V222H263ZM24 225H22L23 227H22V230H23V228L24 229H26L27 228V226H30V225H27V222L26 223H23ZM41 224H42V222H41ZM80 224V223H79ZM93 224V225H92ZM261 224V223H260ZM11 225V226H10ZM44 225V224H43ZM42 225V226H43ZM58 225H60V223L59 224H57L56 226H57V228H58ZM257 225V226H256ZM264 225V224H263ZM2 226V225H1ZM4 226V225H3ZM38 226H39V223H38V225H37V228H38ZM52 226H54L55 227V225L54 224H52ZM68 226H70L69 224H68ZM80 226V225H79ZM260 227L262 226V224L261 225H259ZM169 227V226H168ZM180 227V226H179ZM16 228V227H15ZM37 228H36V230H37ZM40 228V227H39ZM43 228L44 227H42L41 229L43 230ZM49 228H50V226H49ZM49 228H47V229H49ZM78 228H80V227H78ZM87 228V229H86ZM259 228V227H258ZM46 229V228H45ZM44 229V230H45ZM99 229H101L102 231H99V232H97ZM155 228H153V230H154ZM170 229V228H169ZM197 229V230H196ZM13 229H9L8 228V230H6V236L7 237H10V235H12L13 233L11 232ZM20 230V229H19ZM30 230H31V227H30ZM42 230H39V231H42ZM51 230H52V228H51ZM67 230V229H66ZM76 230V229H75ZM87 230V231H86ZM180 230H182V231H180ZM194 230H196L195 232H194ZM38 230H37V233L39 232ZM47 231V230H46ZM53 232H54V234H52V235H55L56 236V234H55V232L56 231H54V230H52ZM79 231V230H78ZM103 231H108L107 233H111L110 235H109V237L108 238H105V237H103L104 235V233L105 232H103ZM262 232V233H260V232ZM5 232V231H4ZM17 232H19L18 231V229H17ZM36 232V231H35ZM43 232V231H42ZM52 232V233H53ZM166 232H168V231H166ZM208 232V233H207ZM26 233H28V232H26ZM32 233H33V231H32ZM78 233V232H77ZM76 233V234H77ZM207 233V234H206ZM16 234V233H15ZM14 234V235H15ZM18 235L20 234V233H17ZM21 234H22V232H21ZM5 235V234H4ZM85 235V236H84ZM36 236V235H35ZM34 236V237H35ZM45 236H47V234L45 235ZM54 236V237H55ZM72 236H74V235H72ZM76 236H78V235H76ZM20 237H21V235H20ZM32 237V236H31ZM75 237V236H74ZM170 237V236H169ZM13 238H15V237H13ZM43 238V237H42ZM50 238H52L53 239V237H50ZM64 238V237H63ZM69 238H71V236H69ZM68 238V239H69ZM2 239H4V238H2ZM54 239H56V238H54ZM54 239H53V241H54ZM9 239L7 238V243L9 242L8 241ZM15 240V239H14ZM22 240H23V236H22ZM28 240H29V238H28ZM32 240H33V238H32ZM45 240V239H44ZM50 240V239H49ZM59 240V239H58ZM58 240L56 241L55 240V242L57 243L58 242ZM17 241H19L18 240V238H17ZM16 241V242H17ZM21 241V240H20ZM19 241V242H20ZM60 241V240H59ZM61 241H63V240H61ZM65 241V240H64ZM90 243H88V244H91V239L90 240H88ZM16 242H14L15 244H16ZM18 242V243H19ZM22 242V241H21ZM29 241H27L26 243H28ZM31 242V241H30ZM33 242H35V241H33ZM42 244H45V242L43 241H40ZM40 242H37V245H36V250H35V254L36 253H38V252H36V251H39V249L40 248H42V246H40ZM162 242V243H163ZM14 244V245H15ZM33 244V243H32ZM48 244V243H47ZM58 244H61L60 242L58 243ZM67 244V243H66ZM84 244V245H83ZM167 244V243H166ZM204 244H206V245H204ZM217 244V243H216ZM236 244H238V245H236ZM5 245V244H4ZM53 245H55V243L53 244ZM64 245V244H63ZM68 245V244H67ZM69 245L71 246V244L69 243ZM87 245V244H86ZM159 245V244H158ZM173 245H177L175 248H174V246ZM0 246H2V244L0 245ZM23 246V245H22ZM21 246V247H22ZM56 246H58V245H56ZM154 246V245H153ZM204 246H208L207 248H204ZM218 246V245H217ZM16 247H17V245H16ZM20 247V246H19ZM45 247L46 248H48V247H50V245L49 246H46V244H45ZM44 247V248H45ZM69 247V246H68ZM143 247V246H142ZM145 247V246H144ZM156 247V246H155ZM158 247V246H157ZM156 247V248H157ZM178 247V249H176ZM1 248V247H0ZM10 248V247H9ZM18 248V247H17ZM87 248V247H86ZM151 248V247H150ZM217 248V247H216ZM6 249V248H5ZM5 249H3L4 250V252H3V254L5 255V256H8L9 255V251H5ZM33 249H34V247H33ZM52 248H50V250H51ZM72 249V250H73ZM85 249V248H84ZM139 249H142V248H139ZM138 249V250H139ZM155 249V248H154ZM9 250H11V249H9ZM15 250V249H14ZM23 250V249H22ZM53 250V249H52ZM129 250V249H128ZM148 250V249H147ZM159 250L157 251V253L159 252ZM162 250V251H161ZM177 250V251H176ZM214 250V249H213ZM15 251H17V250H15ZM46 251H47V249H46ZM45 251V252H46ZM21 252L22 251H20L19 252V255H22L21 257L18 255V251H17V256L18 257H20L21 258V261H20V263H19V260L20 259H18V257H16L17 259H18V261L17 260H14V258H13V262L15 261H17L18 263H15V264H39V261L38 260H36L35 258H37V257H35V258H33V256H31L32 258H29V261H28V259H26V254L24 255V253H22L21 254ZM30 251L28 250V252L27 253H29ZM44 252V251H43ZM52 253H53V251H51ZM83 252V251H82ZM80 253V257H82L81 256V254L83 255L84 254V252L83 253ZM153 252V251H152ZM184 252V253H183ZM192 252V253H191ZM206 252V253H207ZM11 253V252H10ZM13 253V252H12ZM51 253V254H52ZM119 253V252H118ZM140 253H141V251H140ZM156 253V252H155ZM34 254V255H35ZM50 254V255H51ZM71 254V253H70ZM129 254V253H128ZM33 255V254H32ZM49 255V254H48ZM54 255H56V254H54ZM147 255V254H146ZM191 255V256H190ZM204 255H206V254H204ZM29 256V255H28ZM36 256V255H35ZM52 256V255H51ZM9 257V256H8ZM45 257V256H44ZM47 257V256H46ZM42 258V260L41 261H47V264H55L54 263V261H50V262H48L49 261V259H53L52 257H47V258H49L48 260H47V258ZM151 257V256H150ZM154 257V256H153ZM210 257H212V258H210ZM10 258V257H9ZM40 258V257H39ZM67 258V257H66ZM177 258V257H176ZM176 258H175V260H176ZM181 258V257H180ZM63 259V258H62ZM34 260V261H33ZM68 260H70V259H68ZM197 261V262H196ZM148 262H150V263H148ZM57 263V262H56ZM63 263V262H62ZM64 263H66V261L64 262ZM163 263V262H162ZM204 263H201V264H204ZM12 264V263H11ZM69 264V263H68ZM136 264V263H135ZM164 264V263H163ZM173 264V263H172ZM182 264V263H181Z\"/></svg>",
    "mask_w": 264,
    "mask_h": 264
}]
</instances>
